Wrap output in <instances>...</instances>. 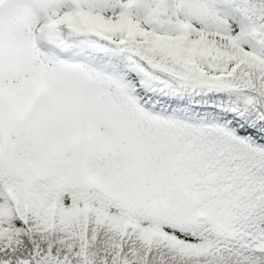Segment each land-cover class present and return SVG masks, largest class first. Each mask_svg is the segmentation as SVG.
I'll list each match as a JSON object with an SVG mask.
<instances>
[{
	"label": "snow or ice",
	"instance_id": "6c2138e0",
	"mask_svg": "<svg viewBox=\"0 0 264 264\" xmlns=\"http://www.w3.org/2000/svg\"><path fill=\"white\" fill-rule=\"evenodd\" d=\"M0 264H264V0H0Z\"/></svg>",
	"mask_w": 264,
	"mask_h": 264
}]
</instances>
